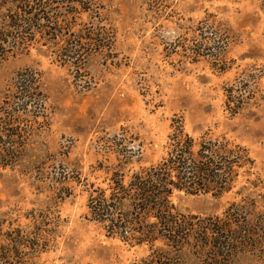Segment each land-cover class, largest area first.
Segmentation results:
<instances>
[{
    "label": "rangeland",
    "instance_id": "1",
    "mask_svg": "<svg viewBox=\"0 0 264 264\" xmlns=\"http://www.w3.org/2000/svg\"><path fill=\"white\" fill-rule=\"evenodd\" d=\"M179 123L251 165L172 195L219 258L156 242L161 263L264 264V0H0V264H151L88 197L158 164Z\"/></svg>",
    "mask_w": 264,
    "mask_h": 264
},
{
    "label": "trees",
    "instance_id": "2",
    "mask_svg": "<svg viewBox=\"0 0 264 264\" xmlns=\"http://www.w3.org/2000/svg\"><path fill=\"white\" fill-rule=\"evenodd\" d=\"M22 14L29 15L23 11ZM32 21L18 20L23 26L33 28ZM22 24L11 27L18 30ZM169 142L166 157L158 164L133 172L127 181L123 173H113L106 190L91 188L87 203L89 215L109 236L134 245H149L153 254L151 264H162L164 259L158 256L163 253L154 246L156 242L172 247L179 254L202 249L219 258L217 250L224 249L227 242L218 238L213 245L209 244L210 249L203 247L210 240L190 242L192 228L176 211L171 198L175 192L225 193L236 170L251 165L246 150L205 137L194 140L183 132L181 123L173 126ZM23 243L13 240L14 247Z\"/></svg>",
    "mask_w": 264,
    "mask_h": 264
}]
</instances>
